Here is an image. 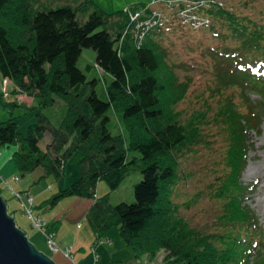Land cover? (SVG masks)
<instances>
[{
	"label": "trees",
	"instance_id": "trees-1",
	"mask_svg": "<svg viewBox=\"0 0 264 264\" xmlns=\"http://www.w3.org/2000/svg\"><path fill=\"white\" fill-rule=\"evenodd\" d=\"M215 2L201 0L200 13L210 23L203 26L209 25L215 32L220 21L225 25L228 22L236 43L234 47H211L223 54L216 73L227 86L223 90L238 84L242 91H256L262 98L250 101L246 93L242 94L249 104L236 118L229 117L233 113L231 103L224 109L219 107V119L227 123L228 130L226 170L217 179L220 188L215 194L222 201V213L217 217L222 218L223 225L199 236L195 252L201 253H192L191 248H182L183 243L176 241L177 233H173L176 228L187 229V225L185 220L180 225L181 217H175L172 197L175 182L180 179V157L200 136L188 125L193 121L173 118L165 110L162 94L176 84V74L166 61L167 51L160 41L161 34L176 27L175 17L181 21L184 17L167 14L161 4L151 1L107 12L94 0H0L1 78L12 81L20 94L38 97L40 107L54 105L55 94L67 105L58 125L37 110L26 135L20 132L15 115L0 121V145L20 142L23 147V142L27 143L26 150L20 147L12 154L22 173L42 167L44 174L52 172L60 180L59 189L45 200L46 205H53L65 195L93 197L87 214L96 235L118 224L136 254L155 255L164 247L168 250L166 259L174 257L175 261L183 254L190 264H241L251 249L259 250V232L252 230L248 236L238 233L257 219L243 203L247 187L240 176L247 160L246 147L252 143L248 130L257 127L264 111V24L248 28L233 10ZM187 4L182 6L185 10L190 5L197 8L191 0ZM212 5L215 7L210 8ZM190 12L196 17L188 20L195 24L200 13L196 9ZM3 17L17 30L9 27ZM186 24L194 30L203 28ZM84 47L95 50L94 66L103 74L89 78L78 66ZM87 67L91 69L92 65L88 63ZM101 78L103 84L99 87ZM243 83L251 88L245 89ZM10 93L0 91L3 104H15L7 99ZM111 107L115 117L109 113ZM255 113L256 125L252 126L249 115ZM121 122L125 125L120 127ZM235 126L238 133L234 132ZM47 130L51 139L42 148L39 141ZM75 149L82 151L80 174L66 185V161ZM134 171L142 174L134 184V200L112 203L110 192L97 196L99 179L115 189ZM255 225L258 229L257 222Z\"/></svg>",
	"mask_w": 264,
	"mask_h": 264
},
{
	"label": "rangeland",
	"instance_id": "rangeland-1",
	"mask_svg": "<svg viewBox=\"0 0 264 264\" xmlns=\"http://www.w3.org/2000/svg\"><path fill=\"white\" fill-rule=\"evenodd\" d=\"M48 1L53 3L56 0ZM149 1L154 2V5L161 4L160 7L164 9L165 13L177 14L179 17L184 16L179 8L181 7L183 11L182 6L189 5L187 0H94L107 12H117L127 5ZM213 1H216L215 4L218 3L233 10L248 28H252L257 23L264 24V0ZM213 7L210 6V8ZM199 11H203V9L199 8ZM189 17L194 18L196 14L192 13ZM174 20L176 27L160 35L161 44L167 51L166 61L172 64L176 74V79H174L176 84L166 89L162 94L165 110L173 118L180 117L186 123L193 121L188 125L194 129L195 135L198 133L200 139L198 142L190 144L180 157L182 160L180 161V179L175 182L172 198L176 204L175 217H181L180 225H183V220H185L187 229L179 231L175 227L173 233L179 234L175 235L176 241L183 243L181 245L183 249L191 248L192 253H201V251L195 252L199 236L209 234L223 225L220 224L222 218L217 217L222 213L220 212L222 201L217 199L215 194L220 188L217 179L226 170L224 156L228 130L227 123L219 119V107L222 105L224 109L227 103H231L233 113L229 117L236 118L241 116L244 108L249 104L247 100H243L242 94L246 93L244 94L245 98L248 97L250 101L262 97L253 90L242 91L238 84H234L224 91L223 88L227 86L225 87V84L217 77L216 73L220 70L218 62H222L223 54L220 55L211 47L217 48V46L222 47V45L227 46L228 44L234 47L236 44L228 22L224 21L225 25L220 21L215 34L214 30L209 27V19L203 24L209 23L207 27L201 25L203 28L195 30L186 24L192 23L187 18L181 21L180 18L175 17ZM3 21L7 22L13 30H17L7 18L3 17ZM229 33L232 34V37H229ZM94 61L95 50L92 47H84L78 57L77 64L89 78L92 75L103 74L94 66ZM88 63L92 65L91 69L87 67ZM169 72L168 69L167 73L169 74ZM2 84L0 83V91L5 87L7 91L11 92L7 99L14 101L15 104L5 105L0 101V121L7 119L11 114L15 115L18 119V128L25 135L29 126L36 119L37 110L41 109L56 125L60 123L67 111L65 99L58 94H55L57 102L54 105L40 107L38 97L26 93L20 94L18 87L13 85L12 81ZM102 84L101 78L99 87ZM243 85L245 89L251 88L245 83ZM221 99H223L222 104ZM109 113L115 117L114 108L111 107ZM255 116L256 113L249 115L252 126L256 125L254 123ZM120 120L122 121L121 117ZM124 125V122L120 123V127ZM113 129L115 130V127ZM235 131L238 133L237 126L234 127ZM248 132L252 143L248 144V148L246 147L245 150L247 151V160L240 180L247 187L243 203L253 211L257 219L254 224H249L238 234L248 236L257 231L259 234L256 236L261 237L262 241L259 245L257 244L259 250L251 249V254L241 264H264V111L259 117L257 127L248 130ZM249 136L247 135V137ZM50 139L51 132L47 130L40 138V146L45 148ZM20 144L18 142L0 145V193L7 202L9 212L15 217L19 226L26 231L29 239L57 263L167 264L170 260L171 264H190L184 261L183 254L177 256V261L174 260V257L166 259L168 250L164 247L159 248L155 255H150L148 252L136 254L133 247L126 243L118 224L112 225L105 234L97 236L87 214L88 208L94 200L93 197L77 194L65 195L53 205H46L45 200L59 189L61 182L52 172L44 174L42 167L22 173L17 159L12 155L20 147L23 150L27 149L25 141L23 147ZM81 157V149H75L68 156L63 178L64 184H70L79 176ZM141 177L140 171H134L127 175L115 189H110L105 179H99L96 185V194L101 196L110 192L109 200L112 203H117L120 200L132 201L135 199L134 184ZM32 216L40 220L41 225L34 224ZM256 222L258 229L255 225ZM234 229L233 232L236 233ZM47 236L56 241L58 249L55 250L51 247ZM192 263L197 264L196 262Z\"/></svg>",
	"mask_w": 264,
	"mask_h": 264
},
{
	"label": "water",
	"instance_id": "water-1",
	"mask_svg": "<svg viewBox=\"0 0 264 264\" xmlns=\"http://www.w3.org/2000/svg\"><path fill=\"white\" fill-rule=\"evenodd\" d=\"M0 264H59L37 248L10 214L0 193Z\"/></svg>",
	"mask_w": 264,
	"mask_h": 264
},
{
	"label": "built area",
	"instance_id": "built-area-1",
	"mask_svg": "<svg viewBox=\"0 0 264 264\" xmlns=\"http://www.w3.org/2000/svg\"><path fill=\"white\" fill-rule=\"evenodd\" d=\"M191 11V9L188 7L187 8V10H181V12L184 14V18H190V17H188V13L191 15L192 13L190 12ZM192 22V24L194 25V26H196L195 24H196V22H195V24L193 23V21H191ZM7 81H10L7 77H2L1 78V80H0V83L2 84V83H5V82H7ZM3 85V84H2ZM4 86V85H3ZM5 93H7V90L5 89V87L2 89ZM21 196H22V194H21ZM32 220H33V222H34V224H38V225H41V223H40V220H38V219H35L33 216H32ZM48 237V242L50 243V245H51V247L53 248V249H58L59 248V246L57 245V243H56V241L54 240V239H50V238H52V237H50V236H47ZM66 254H68V253H66Z\"/></svg>",
	"mask_w": 264,
	"mask_h": 264
},
{
	"label": "bare ground",
	"instance_id": "bare-ground-1",
	"mask_svg": "<svg viewBox=\"0 0 264 264\" xmlns=\"http://www.w3.org/2000/svg\"><path fill=\"white\" fill-rule=\"evenodd\" d=\"M187 1H189V0H187ZM191 1L194 2L195 5H197V8L196 7H193L192 8L191 5L189 6V8L191 10L196 9L198 11V13H200L199 8H202V6H203V4H201V0H191ZM212 6H214V5H212ZM205 17L206 16L203 15V13H200V16L197 17V20H196V27H199L198 24L201 26V25H203L207 21L208 18H205Z\"/></svg>",
	"mask_w": 264,
	"mask_h": 264
}]
</instances>
